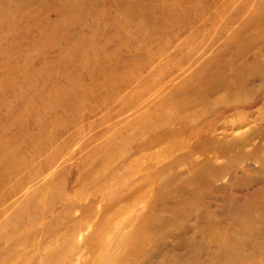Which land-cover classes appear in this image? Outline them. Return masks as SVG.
I'll list each match as a JSON object with an SVG mask.
<instances>
[{"label":"rangeland","instance_id":"1","mask_svg":"<svg viewBox=\"0 0 264 264\" xmlns=\"http://www.w3.org/2000/svg\"><path fill=\"white\" fill-rule=\"evenodd\" d=\"M0 264H264V0H0Z\"/></svg>","mask_w":264,"mask_h":264}]
</instances>
